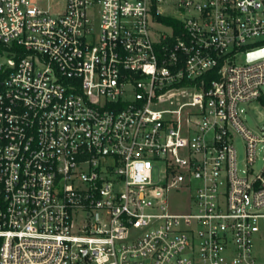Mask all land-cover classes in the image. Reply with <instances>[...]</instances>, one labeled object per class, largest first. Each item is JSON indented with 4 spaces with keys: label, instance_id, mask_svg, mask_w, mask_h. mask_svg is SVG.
Here are the masks:
<instances>
[{
    "label": "built area",
    "instance_id": "obj_1",
    "mask_svg": "<svg viewBox=\"0 0 264 264\" xmlns=\"http://www.w3.org/2000/svg\"><path fill=\"white\" fill-rule=\"evenodd\" d=\"M0 43V264H264V0H0Z\"/></svg>",
    "mask_w": 264,
    "mask_h": 264
},
{
    "label": "rangeland",
    "instance_id": "obj_2",
    "mask_svg": "<svg viewBox=\"0 0 264 264\" xmlns=\"http://www.w3.org/2000/svg\"><path fill=\"white\" fill-rule=\"evenodd\" d=\"M244 58H239L238 62H243ZM246 108V122L252 129H258L264 124V105L258 102H252L250 104H244ZM235 144L238 150V158L240 164L244 160V142L243 139L237 134L235 137Z\"/></svg>",
    "mask_w": 264,
    "mask_h": 264
},
{
    "label": "water",
    "instance_id": "obj_3",
    "mask_svg": "<svg viewBox=\"0 0 264 264\" xmlns=\"http://www.w3.org/2000/svg\"><path fill=\"white\" fill-rule=\"evenodd\" d=\"M261 56H264V48L251 52L249 55L250 59H254Z\"/></svg>",
    "mask_w": 264,
    "mask_h": 264
},
{
    "label": "trees",
    "instance_id": "obj_4",
    "mask_svg": "<svg viewBox=\"0 0 264 264\" xmlns=\"http://www.w3.org/2000/svg\"><path fill=\"white\" fill-rule=\"evenodd\" d=\"M5 49V46L0 43V52H2Z\"/></svg>",
    "mask_w": 264,
    "mask_h": 264
}]
</instances>
